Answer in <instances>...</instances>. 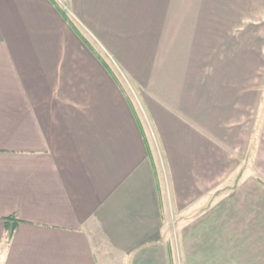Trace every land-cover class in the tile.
Masks as SVG:
<instances>
[{
    "label": "crops",
    "instance_id": "crops-1",
    "mask_svg": "<svg viewBox=\"0 0 264 264\" xmlns=\"http://www.w3.org/2000/svg\"><path fill=\"white\" fill-rule=\"evenodd\" d=\"M140 4L0 0V264H264V164L245 172L256 104L239 63L221 93H193L175 65L149 83L123 54L134 103L59 10L80 31L71 16L256 15L264 0Z\"/></svg>",
    "mask_w": 264,
    "mask_h": 264
},
{
    "label": "rangeland",
    "instance_id": "rangeland-1",
    "mask_svg": "<svg viewBox=\"0 0 264 264\" xmlns=\"http://www.w3.org/2000/svg\"><path fill=\"white\" fill-rule=\"evenodd\" d=\"M162 1V0H161ZM129 11L142 10L146 7L128 0ZM142 6V7H141ZM264 9L256 15H141L135 13L71 16L80 29V33L89 41L95 51L108 64L111 72L134 103L142 102V89L132 79L123 63V56L135 60L133 65L149 83L152 70L160 75L169 73L174 66L180 76L192 84L193 93L199 89L225 88L228 79L225 73L234 74L236 61L239 63V86H248L255 95V136L252 139V154L245 164L250 177L260 179L261 165L264 164ZM158 17L159 24H155ZM90 18V20H89ZM181 19V20H180ZM191 19L196 26L201 22L214 23L205 30L190 29L182 20ZM188 21V20H187ZM239 23L240 27L250 23L245 29L229 30ZM255 25H254V24ZM154 26V28H151ZM186 27V28H184ZM219 28V29H218ZM234 42V45L232 44ZM229 45V46H228ZM234 47H231V46ZM228 46V47H227ZM228 50L224 51V50ZM238 50V54L236 53ZM124 54V55H123ZM229 66V67H228ZM250 70L251 76L243 80L242 76ZM176 73V74H177ZM175 74V75H176ZM235 81V78H234ZM247 101V95L243 94ZM252 96L250 98V101ZM259 152L258 158L253 154ZM263 155V156H262ZM256 156V155H255ZM237 178V176H236ZM234 181V179L232 180Z\"/></svg>",
    "mask_w": 264,
    "mask_h": 264
},
{
    "label": "trees",
    "instance_id": "trees-1",
    "mask_svg": "<svg viewBox=\"0 0 264 264\" xmlns=\"http://www.w3.org/2000/svg\"><path fill=\"white\" fill-rule=\"evenodd\" d=\"M61 14L63 15V17L65 18V20L67 22L70 23V25L72 26V28L74 29V31L79 35V37L81 38V40L85 43V45L93 52L96 54V56L99 58V60L103 63V65L110 70L108 64L104 61V59L94 50V48L92 47V45L89 43V41L80 33V31L78 30V28L75 26V24L70 20V18L68 17L67 13L61 9H59ZM19 223V221L16 219V217H11L8 218L6 220V226H7V236H8V240H11L15 228L17 226V224Z\"/></svg>",
    "mask_w": 264,
    "mask_h": 264
}]
</instances>
